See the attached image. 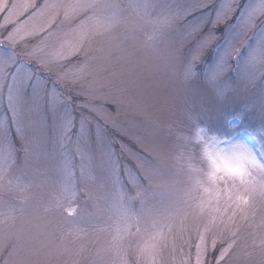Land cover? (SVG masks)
<instances>
[{"label":"snow or ice","instance_id":"obj_1","mask_svg":"<svg viewBox=\"0 0 264 264\" xmlns=\"http://www.w3.org/2000/svg\"><path fill=\"white\" fill-rule=\"evenodd\" d=\"M129 9L151 26L142 48ZM65 28L67 49L41 55ZM0 30V189L31 187L29 172L56 187L38 206L0 210V264H231L238 218L253 229L243 258L264 264V0H0ZM138 55L163 66L184 104L166 146L180 195L157 185L156 149L123 180L106 135L125 102L112 69Z\"/></svg>","mask_w":264,"mask_h":264},{"label":"rangeland","instance_id":"obj_2","mask_svg":"<svg viewBox=\"0 0 264 264\" xmlns=\"http://www.w3.org/2000/svg\"><path fill=\"white\" fill-rule=\"evenodd\" d=\"M19 2H22V0H19ZM36 2L37 4H41L44 0H36ZM121 2L126 4L128 0H121ZM168 2L177 3L181 2V0H168ZM156 14V12L152 13L153 16ZM125 15L129 26L133 23L141 26L133 34L137 48H142L146 43L147 36L151 34V26L137 18L135 13L130 9ZM218 27L216 35L219 36L221 34L223 39L226 36V33H224V25H219ZM66 31H68L67 28L62 29L61 35L49 40L44 46V51L41 55L47 56L54 49H58L61 44L67 49L74 41L75 36L71 32H68L66 36L63 35V32ZM126 33L127 29L125 25L121 24L116 29L114 35L120 37ZM37 42V40H31L28 43V47L31 48ZM17 51H22V49L17 48ZM24 59L32 63L33 69H35L34 61L28 60L26 56ZM21 70L22 72H26L30 69L22 67ZM112 71L120 74L121 86L125 89V102L121 106L119 113L116 112L115 107L111 109L113 118L117 121V127L113 128L109 124L106 135L114 141L113 148L121 167L127 169L122 179L129 180L136 176L134 156H140L142 158L147 154L146 150L151 151L156 149L160 152L164 160V168L157 181V185L164 192L171 195H180L182 177L174 169L170 170L171 161L166 147L170 143L168 125L178 122L181 119V110L184 107L183 102L176 95V84L173 77L159 62L145 61L139 55L133 62H123L116 65ZM248 142L255 143L251 138H249ZM121 146H123V151L121 150ZM198 166L200 165L198 164ZM42 179V177L33 176L29 172L25 176L24 182L27 184L31 181V187L26 188L24 191L15 189L12 191H4L0 189V202H6L0 205V210H6L8 206L19 207L20 203L25 200L29 204L36 206L46 202L49 195L56 191V187L52 184L42 186ZM88 191L94 196L103 195L102 192L97 191L95 184H90ZM83 201L84 197H80L79 202L83 204ZM137 207H139V204H137ZM262 215H264V212L261 211V205L258 203L256 207V223H259ZM237 223L240 236L237 241L238 247L231 264H247L243 258V252L245 250L244 246L250 244L249 233L253 231L249 227L251 220L246 223L240 221L238 218ZM188 224H192L191 219H189ZM185 235L187 236L188 233ZM190 235L192 243L194 244L196 240V232L194 229ZM215 235L217 233H212L209 236V240ZM89 239H96V237L90 236ZM99 239L101 241L104 239L103 234L100 235ZM82 242L85 244L88 243L87 240ZM194 251L195 249L193 248V255ZM67 258V256H62L54 260L52 264H62L63 260Z\"/></svg>","mask_w":264,"mask_h":264}]
</instances>
